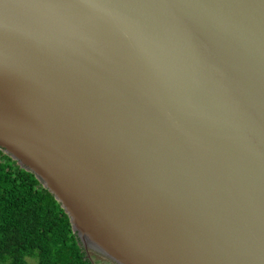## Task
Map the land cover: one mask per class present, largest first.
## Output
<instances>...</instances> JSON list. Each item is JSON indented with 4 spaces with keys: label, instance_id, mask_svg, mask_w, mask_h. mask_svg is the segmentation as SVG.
Wrapping results in <instances>:
<instances>
[{
    "label": "water",
    "instance_id": "95a60500",
    "mask_svg": "<svg viewBox=\"0 0 264 264\" xmlns=\"http://www.w3.org/2000/svg\"><path fill=\"white\" fill-rule=\"evenodd\" d=\"M0 149L92 264H264V0H0Z\"/></svg>",
    "mask_w": 264,
    "mask_h": 264
},
{
    "label": "trees",
    "instance_id": "16d2710c",
    "mask_svg": "<svg viewBox=\"0 0 264 264\" xmlns=\"http://www.w3.org/2000/svg\"><path fill=\"white\" fill-rule=\"evenodd\" d=\"M0 264H92L52 194L1 149Z\"/></svg>",
    "mask_w": 264,
    "mask_h": 264
},
{
    "label": "rangeland",
    "instance_id": "374dc122",
    "mask_svg": "<svg viewBox=\"0 0 264 264\" xmlns=\"http://www.w3.org/2000/svg\"><path fill=\"white\" fill-rule=\"evenodd\" d=\"M85 251V250H84ZM86 253V252H85ZM86 256H87V254H86ZM88 257V256H87Z\"/></svg>",
    "mask_w": 264,
    "mask_h": 264
}]
</instances>
